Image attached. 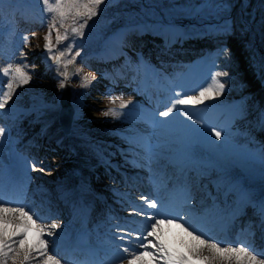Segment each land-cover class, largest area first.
I'll use <instances>...</instances> for the list:
<instances>
[{
	"label": "rangeland",
	"instance_id": "374dc122",
	"mask_svg": "<svg viewBox=\"0 0 264 264\" xmlns=\"http://www.w3.org/2000/svg\"><path fill=\"white\" fill-rule=\"evenodd\" d=\"M101 9L100 14L89 21L84 36L75 38L72 55L79 51L80 56L72 67L82 71L71 75L67 81L74 111L72 123L81 125L90 134L92 145H102L108 150V153L103 150L102 154L113 159L115 149L110 144L103 145L104 142H119L120 150L126 146L138 149V144L128 141V129L122 128L133 119L151 130L142 142L154 145L153 149L165 157L191 150L206 161L210 165L209 170L202 172L206 180L210 179V173L211 176L220 173V176H229L231 181L237 179L244 188L251 187L258 193L264 191V121L261 119L264 116V0H110L107 7L102 5ZM48 17L42 0H3L0 3V64L15 65L23 61L32 75L31 82L18 87L6 105L20 114L17 118L22 121L39 116L44 110L48 119L56 118L59 110V82L63 77L58 76L51 60L44 59ZM226 24L230 26L227 32L224 31ZM204 31H207L206 37L210 36L208 32L217 35L216 40H210L212 43L204 42L206 47L200 42ZM219 33L223 41L219 40ZM176 44H184L181 52L186 56L178 66L171 59L173 62H168V68L163 70L156 56L161 53L160 57L171 54L180 58ZM225 48L227 53L218 56L219 50ZM21 51L26 54L24 57ZM105 56L119 67L111 65L108 71L105 64L98 61V57L104 60ZM216 72L228 74L220 77L225 84L224 92L188 110L194 113L193 120L199 121L198 127L222 130V139L216 140L204 133L192 134L182 123L183 117L170 123H158L165 118L158 117L157 112L170 106L175 93L197 95ZM85 75L95 79L87 87H80ZM4 83L6 85L7 77ZM109 92L111 96L105 95ZM164 96L169 98L168 104L155 110L154 106ZM111 99L116 103H110ZM121 101L131 103L128 108L120 109ZM109 108L125 115L119 119L105 117L103 111ZM6 135L12 137L10 143L16 145L17 136H12L15 135L12 132ZM19 147L13 148L14 156ZM28 152L32 155L35 150ZM127 156L135 158L133 153L125 151L123 157ZM149 159L152 164L156 162L153 154ZM28 161L29 158L23 163L25 168L29 167ZM54 174L56 171L51 172L52 176ZM224 216L218 217L217 222ZM53 250L52 245L49 246L50 253L54 254Z\"/></svg>",
	"mask_w": 264,
	"mask_h": 264
},
{
	"label": "bare ground",
	"instance_id": "6f19581e",
	"mask_svg": "<svg viewBox=\"0 0 264 264\" xmlns=\"http://www.w3.org/2000/svg\"><path fill=\"white\" fill-rule=\"evenodd\" d=\"M171 58L174 61L177 57ZM168 102L169 98L164 96L156 103L154 109L159 110V106L162 109ZM54 110L57 111V108ZM45 114L47 112L44 110L41 115L22 121L17 118L20 114L8 107L0 109V127L6 130L4 135L6 140L0 138V196L7 195L20 203L24 199L27 206L44 217L38 221L39 223L46 226L52 223L60 225L59 229L54 230V236L46 238L49 240V246L52 245L54 249V255L61 259L62 264H127L126 259H117L118 247L122 249L127 244V240L120 241L118 237L123 235L126 229H130L132 235L128 239L136 240L138 234L136 230L141 227L140 222L143 218L133 214V206L143 205L142 196L161 201L163 204L161 211L169 213L181 194L183 199L190 195L189 206L180 210L179 205L175 213H187L185 219L190 224L216 240V236L230 226L225 225L226 222L224 225L220 223L217 225L218 217L230 215L233 220L241 209L240 207L239 210L232 211L234 204L240 203L246 207L255 205L244 215V222L241 224L238 222L239 227H244L246 223L249 225L240 230L236 241L250 239L247 241H253L257 249H264V230L259 233L260 227H254L259 220L264 221L260 214L261 205L264 204V191L260 190L258 193L251 187L244 188L245 185L240 186L237 179L230 181L229 176H220V173H217V176L215 174L211 176L210 173L209 180L202 179L201 175L189 169L201 166L199 164L201 162L191 156L192 152L186 150L165 157V154L153 149L154 145L142 142L151 130L141 123L138 124L139 122L135 123L133 119H130L131 123L122 125V128L128 129L127 138L130 139L127 140L138 144L139 150L133 149L132 146L120 150L117 147L120 143L110 140L111 142L103 143L110 144L115 149V155L110 159L102 154L103 150L108 153L106 148L102 145H92L90 134L86 133L81 125L75 126L72 123L71 133L64 136L57 128L55 118L48 119L49 116ZM18 123L21 124L16 126ZM26 127L29 128L24 132ZM8 132L15 134L12 136H17L15 143L20 146L16 152L17 157L12 154L16 145L10 143L12 137L6 135ZM30 149L35 150L32 155L28 152ZM125 151L133 153L135 158L123 157ZM152 154L156 156L154 164L149 159ZM28 157L42 161L38 167L43 171L30 170L32 160L28 161L27 168L23 164L14 168V164L24 163ZM166 158L170 160L166 161ZM202 163L205 166L207 164L203 161ZM171 169L174 170L173 174H165L171 172ZM52 171H56L53 176ZM96 174L101 178L96 177ZM174 174H182L181 181L170 178ZM11 177H15V180L12 181ZM196 181L199 183L198 186L194 184ZM173 182L177 184L173 185ZM175 186H181L182 190L176 188L172 190ZM225 220H228V217ZM250 228L253 229L254 235L247 238ZM82 230L85 231L84 234ZM228 231L230 232V229ZM235 231L236 229L232 233H236ZM179 233L180 230L174 226L166 230L169 241ZM258 235L261 238H258ZM29 236L31 237V233ZM86 240H92L93 243L87 249L84 246ZM218 241L231 243L228 238ZM60 248L61 250L66 248L68 251L85 248L89 259L79 258V255L73 259L69 255L59 254L57 250ZM96 254H100L103 259L99 257L96 260L94 257Z\"/></svg>",
	"mask_w": 264,
	"mask_h": 264
},
{
	"label": "snow or ice",
	"instance_id": "6c2138e0",
	"mask_svg": "<svg viewBox=\"0 0 264 264\" xmlns=\"http://www.w3.org/2000/svg\"><path fill=\"white\" fill-rule=\"evenodd\" d=\"M2 2L3 0H0V3ZM109 2L110 0H42L43 11L49 14L48 31L44 36V59L51 60L55 64L58 76L63 77L59 82L60 88L66 86V82L70 79L69 66L74 65L76 57L80 56L79 51L72 55L75 38L84 36L89 21L100 14L102 5L107 7ZM229 30L230 26L226 24L224 31ZM53 32H55V44ZM23 39L27 44L28 37L25 36ZM64 41L68 43L64 44ZM62 44L63 47H59ZM226 53L225 48L219 50L217 55ZM20 55L24 57L26 54L21 51ZM48 67L51 68L52 64ZM27 69L28 65L23 61L15 65L11 62L7 66L0 64V109L8 105L18 87L31 82L32 75ZM80 71L82 69L75 68L71 75H77ZM227 75L226 72L211 74L209 83L201 87L197 95L175 93L170 106L158 112V117L165 118L158 123H170L183 117L182 123L192 134L204 133L210 138L214 136L216 140L222 139V130H217L215 127L210 129L198 127L199 121L193 120L194 113L188 109L189 107L194 109L205 101L221 95L225 90V84L221 82L220 77ZM5 77H7L6 85ZM94 79L95 77L91 75L83 76L80 87H87ZM105 95L111 96V93ZM110 103L115 104L116 100L111 99ZM130 103V101H121L119 108L126 109ZM103 115L119 119L125 113L109 108L103 111ZM261 119L264 121V116ZM189 121L191 124L187 123ZM5 131V128L0 127V138L4 137ZM41 163L42 161L32 160L30 170L43 171L38 167ZM142 199L143 205L133 206V214L143 218L140 222L141 227L136 230L138 233L136 240L128 239L132 235V230L126 229L118 239L127 240V244L133 246L129 247L126 244L122 249L118 247L117 259H126L127 264H264V249H257L254 243L236 241V246H233L232 243L218 241L190 224L185 219L187 213H164L161 211L163 208L161 201L144 196ZM190 200L189 195L185 199V204H189ZM12 204L18 206H10ZM260 214L264 217V204L261 205ZM42 219L44 217L30 206L19 201L5 200L0 196V264H10V262L11 264H62L57 255L50 253L49 240L46 238L54 236V230L59 229L60 225L52 223L46 226L38 222ZM173 226L179 229L180 233L169 241L166 230Z\"/></svg>",
	"mask_w": 264,
	"mask_h": 264
},
{
	"label": "water",
	"instance_id": "95a60500",
	"mask_svg": "<svg viewBox=\"0 0 264 264\" xmlns=\"http://www.w3.org/2000/svg\"><path fill=\"white\" fill-rule=\"evenodd\" d=\"M55 65V64H54ZM72 71V66H69V73ZM70 89L69 85L66 84L64 88L61 89V94L58 100L59 111L57 114V123L59 128L64 134H67L70 129V123L73 115V110L69 102Z\"/></svg>",
	"mask_w": 264,
	"mask_h": 264
},
{
	"label": "trees",
	"instance_id": "16d2710c",
	"mask_svg": "<svg viewBox=\"0 0 264 264\" xmlns=\"http://www.w3.org/2000/svg\"><path fill=\"white\" fill-rule=\"evenodd\" d=\"M205 33L207 34V31H204L203 34H201L202 35V39H201L202 43H204L205 41L206 42H209L210 40H213V39L216 40L217 39V35H212V32H208V33H210V36L209 37H206L205 36L206 35ZM213 33H215V31ZM218 36H219V40L220 41H223V39H224L223 38V35L221 33H219Z\"/></svg>",
	"mask_w": 264,
	"mask_h": 264
}]
</instances>
